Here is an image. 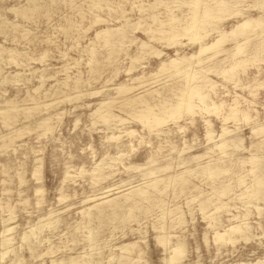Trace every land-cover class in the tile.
<instances>
[{"label":"rangeland","instance_id":"rangeland-1","mask_svg":"<svg viewBox=\"0 0 264 264\" xmlns=\"http://www.w3.org/2000/svg\"><path fill=\"white\" fill-rule=\"evenodd\" d=\"M37 1L40 5H44L43 8L32 13L30 18H26L10 10L12 6L20 8L27 5L25 0H0V23L4 20L10 21L9 25L4 26V30L0 29V46L23 53L20 54L22 56L17 57V62L8 61L7 52L3 53L4 59L0 60L2 75L7 79L4 83H0V109H7L4 101L11 99L15 100V105L19 107V112L16 111V114L20 113L15 117L16 122L14 120L10 122L11 124L8 122L10 124L8 128L3 124L4 120L1 119L0 114L1 253L4 251L1 246V231L7 224L14 227L10 232L12 237L10 251L8 250L4 255L1 264H12L17 258L22 264H51V260L55 258L64 259L66 264H72L71 256L91 252L89 245L92 243L94 245V241L90 243L87 237L91 234L100 240L98 242L102 245L103 256L99 258L102 264H118L116 259L108 262L106 255L109 253V248L134 240L139 242L144 252L140 264H165L163 258L167 254L158 244L155 238L157 232L152 227L160 223L169 226L171 224L170 229L177 237L174 242L179 240L185 243L187 259L185 258L184 264H251L264 260V193L254 195L256 186L253 184L255 175L264 179V0H241L242 2L239 3L238 0H228L230 4L224 7L212 2L209 6L213 8L214 15L204 18V24L198 30V35L192 30V35L190 32H186V35L183 33L169 40V43L163 37L160 39V36H156L155 39V35L162 28L171 27L168 25L170 24L168 17L173 12H177V9L178 14L173 13L177 15L176 17H182L186 10L189 12V6L184 2L172 4L171 6L175 8H172L173 10L170 6H166L165 2L149 9L150 14L156 13L163 18L164 21L162 18L161 20L164 25L161 26L159 22L153 24V18L147 14H145L148 17L145 23L140 18L144 15L137 11L140 2L147 6L155 0L124 1L125 9L120 13L101 10L95 14L86 11L83 18H79L75 6L78 7L80 4L79 6L86 8L88 5L86 3L90 0H84L85 2L57 0L49 5H46L48 0ZM168 10L173 12L170 13ZM68 16H70L69 20H78L81 28L67 35L59 25L64 24ZM98 16L102 17L103 22L102 20L94 22ZM138 16L140 17L137 18ZM115 18L117 20H114ZM248 18L250 20L253 18L252 21L259 18L263 20V29L258 32L255 30L251 32L250 28L245 29V36V33H241L242 35L238 33V36L231 34L239 23ZM125 19L129 20L130 24L133 22L141 25L136 28L137 31L133 28L131 31L129 26L122 25ZM140 19L143 22L139 21ZM175 21L173 19L171 23L177 24ZM14 23L19 26L14 28L10 25ZM148 24H151V27L147 31ZM100 28L121 29L117 32L112 31L108 37L121 45V49L119 48L121 51L117 52L119 55L115 53L116 62L106 58L111 47L104 44L102 38L96 40V32L101 31ZM22 30L29 31L27 39L22 36ZM255 32L256 34H253ZM223 33L227 37H224ZM171 34H174L173 31ZM220 34L224 37L222 46L199 55L201 63L195 64L197 67L194 66L203 73L209 71L203 74L205 77L193 81L194 92L191 93L192 97L189 96V101L193 103L194 113H188L177 120L169 119L161 126L163 128H157L161 129L159 131L144 125L140 119L131 115L133 109L142 105L123 104L126 96L139 93L143 95L144 91L151 87V90H156V87L162 89L163 84L177 79L172 74L170 76L161 73L154 79L156 83L153 79H149V82L144 81L148 80L151 74L158 72L163 60H182L186 56L192 57L193 54H197L201 45L204 47L211 45ZM175 40L179 45L174 42ZM96 42L97 57L101 58L102 64L98 68L102 69L93 72L89 68L90 54L87 47ZM143 42L147 46L142 48L140 46ZM240 44L243 45L241 54L237 47ZM151 48L154 51L160 50L161 57L155 53L152 55L154 51ZM243 52L245 53L242 54ZM131 57L141 59L132 61ZM245 59L247 62L244 61ZM197 60L194 59L193 63ZM129 67L133 69L131 72L128 70ZM202 67L206 68V71ZM89 72H92V76ZM134 78L136 83L133 81ZM76 79H79V89L75 88L78 85L73 84ZM88 82L91 84L87 85ZM120 84L138 87L122 94L118 89ZM156 97L157 101L153 100V102L160 103L161 96L158 99ZM102 102H107L115 116L114 119L111 118L110 123L102 122L97 118L98 115L93 113ZM36 104H39V108L34 109L33 106ZM235 104L236 106L239 104L237 107L241 106V109H238L236 116H232L229 106L233 108L236 107ZM110 105L115 107L112 108ZM26 108L28 110L24 111ZM93 117L97 119L94 120ZM44 118H49L51 130L47 126L38 124ZM223 129L230 133L225 132V135ZM130 130H134L135 134L131 136L128 133ZM221 133L224 134L221 136ZM12 134L15 137L11 145L9 144L8 149L2 148L4 140L7 141L10 136H14ZM221 141H228L233 145L230 146L228 143V147L220 149L217 145ZM120 154L123 156L120 157ZM252 157L257 158V163L254 162L253 165L250 161ZM101 160L102 163L98 166ZM213 164L229 170L225 174L223 172L224 175L221 173L220 177L202 174V168ZM251 167L255 170L254 173ZM36 168L39 170L38 173ZM184 170L193 171L189 177L187 176L188 183L183 189L184 192L181 190L173 192L171 185L164 188L163 181L158 183L156 188L150 185L156 179L165 180L167 176L180 175V172H185ZM18 174L23 180H20ZM225 185H227L226 193L220 196L219 192ZM138 188L150 191L152 200H163L166 209L165 218H161V210L154 204L149 205L148 210L144 211L137 208L140 203L135 204L132 196L126 199V195L137 192ZM92 197L95 198L93 202L87 201ZM208 200H213L210 206L206 203ZM202 203H206L204 211L201 208ZM92 204H98L102 210L100 217H97L95 211L91 219L83 214L82 210ZM215 204L222 207L217 211L214 208ZM6 205L9 208H4ZM132 207L134 214L130 216L129 208ZM51 212L53 214L51 226L47 224L43 226ZM114 213H117L118 218H113ZM179 216L182 222L178 221ZM209 220L215 222L216 226L209 225L208 223L212 222ZM237 224L243 227L248 224V232L252 235L248 240L237 236V241L234 243L225 241L215 243L213 238L215 230L224 232ZM40 225H42L40 233L35 234ZM24 234L29 236L27 241L22 239ZM35 235L38 236L37 241ZM46 237V240H41ZM104 239H110V245L108 244L110 247H103ZM48 246L53 247L54 254L42 256L41 259L32 258V251L37 255L43 253ZM114 252L118 254V249H114ZM124 262L127 263L128 260L125 259Z\"/></svg>","mask_w":264,"mask_h":264},{"label":"bare ground","instance_id":"bare-ground-1","mask_svg":"<svg viewBox=\"0 0 264 264\" xmlns=\"http://www.w3.org/2000/svg\"><path fill=\"white\" fill-rule=\"evenodd\" d=\"M26 2V4L27 5H23V6H21L20 8H17L18 6H16V7H14L13 8V6H12V8H10V10L12 11V10H14L15 11V13L16 14H19V15H22L23 17H26V18H30V15L32 14V13H34V12H36V11H38V10H40L41 8H43V6L44 5H40L39 3H37V2H39V1H37V0H25ZM85 1H87V0H85ZM84 0H83V2H85ZM89 1V0H88ZM124 1H129V0H117V2H115V0L114 1H111V0H90V2H88V3H86V4H88L87 5V7L86 8H84V6L82 7V6H79L78 5V7H77V5L75 6L76 7V10H77V12H78V14H79V18H83V14H85L86 13V11H88V12H94L95 14L96 13H98V11H103V10H108V11H113V12H118V13H120V12H122L125 8H123V3H124ZM149 1V0H148ZM180 1V3L181 2H184V3H186L188 6H189V12H187L188 10H186V12H184V14H183V16L181 17V16H179V17H176L173 13H175V12H171V11H169V10H171L172 8H174V6L172 7L171 5L173 4H176V3H178ZM239 1H241V0H238L237 1V3H239ZM242 1H244V0H242ZM241 1V2H242ZM53 2H57V0H48V2H46V5H49V4H52ZM69 2H71V1H69ZM137 2V1H136ZM166 3L167 5L166 6H170L171 7V9H169L168 11L170 12V13H172L168 18H170V24H168V25H171V27L170 28H168V27H166V29H161V30H159V33H157L156 35H155V37L156 36H160L159 38L161 39L162 37L163 38H165L166 39V41L168 40V42L167 43H169L170 41L169 40H173V39H175L176 38V36H180V35H182L183 33H185V35H186V32H190V34L192 33L191 31L192 30H194L195 31V33L198 35V30L203 26V24H204V18H208V17H212L214 14H213V8L212 7H210L211 5H210V3H212V2H214L215 3V5H217V6H219V7H224L226 4H228L229 3V1L228 0H155L153 3H151V4H149V5H144V3L143 2H140L141 4L138 6V8H137V11H139L141 14H143L144 16L143 17H140V16H138L137 18H141L142 20H144V22L146 23V21L145 20H147V16H145V14H147L148 16H150L151 18H153L152 19V23L153 24H155L156 22H157V24H158V22H159V24L161 25V26H163L164 25V20H163V18H162V20H161V18L158 16V15H156V13H152V14H150L149 13V9H152V8H155V7H157V6H155V5H157V4H162V3ZM63 3H65V2H63ZM73 3V2H72ZM127 3V2H126ZM125 3V4H126ZM129 3V2H128ZM127 3V4H128ZM135 3V2H134ZM143 3V4H142ZM236 3V2H235ZM234 3V4H235ZM237 3H236V5H237ZM42 4H43V2H42ZM65 4H69V3H65ZM75 4V3H74ZM73 4V5H74ZM84 4V3H83ZM86 4H84V5H86ZM116 4V5H115ZM230 4V3H229ZM136 5V4H135ZM177 5V4H176ZM210 5V6H209ZM66 6V5H65ZM69 6H71V5H69ZM68 6V7H69ZM130 6H132L131 4H130ZM165 6V7H166ZM184 6V5H183ZM182 6V7H183ZM135 7V6H134ZM169 7V8H170ZM178 7V6H177ZM235 7V6H234ZM238 7V6H237ZM67 8V7H66ZM136 8V7H135ZM134 8V9H135ZM168 8V7H167ZM179 8V7H178ZM187 8V7H186ZM68 9V8H67ZM73 9H75V8H73ZM175 9V8H174ZM181 9V8H180ZM179 9V10H180ZM70 10V9H69ZM72 10V9H71ZM131 10V9H130ZM173 10V9H172ZM74 11V10H73ZM135 10H133V12H134ZM163 11V10H162ZM167 11V12H168ZM185 11V10H184ZM237 11H239V10H237ZM69 12V11H68ZM67 12V13H68ZM177 12H178V9H177ZM176 12V13H177ZM181 12V11H180ZM67 13H66V15H67ZM186 13V14H185ZM76 14V13H75ZM178 14V13H177ZM182 14V13H181ZM72 16V15H71ZM115 16V15H114ZM113 16V17H114ZM117 16V15H116ZM127 16V15H126ZM166 16H168L167 14H166ZM70 16H68L67 17V19L69 18ZM111 17V16H110ZM128 17V16H127ZM130 17V16H129ZM74 18V17H73ZM117 18H119V16L117 17ZM131 19H132V17H130ZM146 18V19H145ZM71 19V18H70ZM112 19V18H111ZM124 19V18H123ZM141 19L139 20V21H141ZM173 19L174 20H176L175 21V23H177V24H175V25H173L172 23H171V21H173ZM253 19V18H252ZM252 19L250 20L249 18L248 19H244L245 21H243L241 24L239 23V25L237 26V27H235L236 29H234L233 31H232V33L231 34H233V35H237L238 33H242V34H244L245 32H244V30L246 29H249L250 28V31L251 30H255L256 32H258V31H261L262 29H263V20L261 21V20H253L252 21ZM66 20V19H65ZM101 20H102V17H96V19H95V23H97L98 21H100L101 22ZM105 21L107 20V19H104ZM114 20H117L116 18L114 19ZM128 21L129 20H127V19H125V21L124 22H126V23H122V25L124 24L125 26H129L130 27V30L131 31H133L134 29H136V28H139L140 26L139 25H141V24H133V22H132V24H130V23H128ZM136 21V20H135ZM10 22V21H9ZM9 22H8V20H4V21H2L1 23H0V29L1 28H3V30H4V26H7V25H9ZM102 22H103V20H102ZM138 22V21H137ZM141 22H143V21H141ZM150 22V21H149ZM11 23H13V22H11ZM140 23V22H139ZM144 23V24H145ZM144 24H142V25H144ZM152 24V25H153ZM165 24H166V21H165ZM166 24V25H167ZM10 25H12V27H14V28H16V27H18L19 25L18 24H10ZM122 25H120V26H122ZM147 25V24H146ZM146 25H145V27H146ZM150 25V26H149ZM60 27H61V29L64 31V33L65 34H67V33H70L71 31H76V30H80V28H81V26H80V24L78 23V20H74V19H72V20H67L64 24H62V25H59ZM58 26V27H59ZM117 26V25H116ZM119 26V25H118ZM117 26V27H118ZM139 26V27H138ZM149 26V27H148ZM148 26H147V31H148V28H150L151 27V24H148ZM158 26V25H157ZM161 26H159V27H161ZM54 27V26H53ZM80 27V28H79ZM128 27V28H129ZM141 27H143V26H141ZM153 27V26H152ZM155 27V26H154ZM7 28V27H6ZM9 28V27H8ZM79 28V29H78ZM89 28V27H88ZM127 28V27H126ZM132 28H133V30H132ZM251 28H253V29H251ZM61 29H59V30H61ZM83 29V28H82ZM101 29V28H100ZM124 29V28H123ZM122 29V30H123ZM144 29V28H143ZM142 29V30H143ZM159 29V28H158ZM2 30V29H1ZM118 30H121L120 28L119 29H112V30H109L108 28L106 29V30H102L101 29V31H98V32H96V40H98V39H101L102 38V40H103V42H104V44H108L110 47H111V49H110V51H109V53H108V57H106V58H108V60H114L117 56H115V53H116V55L118 54L119 55V53H117L118 52V50L119 51H121L120 49H121V45L120 44H117L113 39H110V38H108L110 35H111V32L112 31H118ZM145 30V29H144ZM232 30V29H231ZM231 30H230V32H231ZM135 31H137V29L135 30ZM147 31H145V32H147ZM151 31H152V29H151ZM150 31V32H151ZM155 31V30H154ZM171 31H173V33L174 34H171ZM78 32V31H77ZM144 32V31H143ZM156 32H158V31H156ZM247 32V31H246ZM252 32V31H251ZM256 32L255 33H253V34H256ZM153 33V32H152ZM187 33V34H188ZM263 33V32H262ZM261 33V34H262ZM27 34H29V31H27V30H22V36H24V37H26L25 39H27ZM150 34V33H149ZM148 34V35H149ZM224 34V33H223ZM223 34H220V36H218V39L216 40V41H214L213 43H211V45H209L208 44V46H203V45H201L199 48V51L197 52V54H193L192 55V57H188L187 58V56L185 57V56H183V57H185V58H181L182 60H179V59H170L169 61H166V60H163L162 62H161V66H160V68H159V70H158V72L157 73H154V74H151L150 76V78H148V80H144L145 82L146 81H150V80H152L153 79V82H155L156 83V80H154L155 78H157L159 75H161V73L162 74H169L170 76H171V74L173 75V76H176L177 77V79L175 78H172V79H174V80H171V82L170 83H168V84H163V80L161 81L162 83L161 84H163V88L161 89H157L158 87H156V90H151L152 89V87H151V89H146L145 91H144V94L143 95H141V93H139L138 95H134V96H126V98L123 100V104H133V105H135V104H137V103H140L142 106H140V107H138V108H135V109H133V111H131V109H130V111L132 112V114L131 115H133V116H135V117H137L138 119H140L141 121H142V123L144 124V125H148V126H150V127H152V128H158V127H161L162 125H165V123L169 120V119H174V120H177L178 118H181V117H184L186 114H188V113H194V110H193V103L192 102H190L189 101V96L191 95V93L192 92H194V87L192 86L193 85V81L194 80H196V79H199V78H201V77H203L204 75V73H206L207 71L205 70L206 68H203L206 72H204L203 73V71H201V70H198L197 68H195V67H197V65L195 66V64H198L199 65V63H201V60L199 59V55H201L202 53H205V52H207V51H209V50H213V49H215L216 47H218V46H220L221 45V43H222V41H223V39H224V37H227V35L225 36V34H224V37H223ZM239 34V35H240ZM241 34V35H242ZM248 34V33H247ZM260 34V33H259ZM20 35H21V33H20ZM68 35V34H67ZM147 35V36H148ZM153 35V34H152ZM153 35V36H154ZM192 35V34H191ZM195 35V34H194ZM193 35V36H194ZM230 35V34H229ZM232 35V36H233ZM246 35V33L244 34V36ZM258 35V34H257ZM95 36V35H94ZM93 36V37H94ZM184 36V35H183ZM238 36V35H237ZM236 36V37H237ZM249 36V35H248ZM23 37V38H24ZM230 37H231V35H230ZM229 37V38H230ZM240 37V36H239ZM243 37V36H242ZM247 37V36H246ZM75 38V37H74ZM149 38H150V35H149ZM153 38V37H152ZM158 38V39H159ZM196 38H198V37H195V39ZM234 38V37H233ZM29 39V38H28ZM92 40H94L93 38H91ZM155 39H157V37L155 38ZM165 39L163 40V41H165ZM190 39H192V38H190ZM242 39V38H241ZM91 40V41H92ZM151 40V39H150ZM178 40V39H177ZM199 40V39H198ZM227 40H229V39H227ZM250 40V39H249ZM28 41V40H27ZM156 41V40H155ZM162 41V42H163ZM248 41V40H247ZM92 42H94V41H92ZM150 42V41H149ZM152 42H153V40H152ZM151 42V43H152ZM159 42V41H158ZM161 42V41H160ZM173 42V41H172ZM174 42H176V40L174 41ZM173 42V44H175ZM164 43V42H163ZM167 43H165V44H167ZM199 43V42H198ZM92 44V43H91ZM97 42L96 43H94V44H92V45H90V44H88V45H90V47H87V50L89 51H87L89 54H90V59H89V64H90V67H89V65H88V67L89 68H91V70L93 71V72H98L99 71V69H102V68H98V66L100 65H102L101 64V62H100V59H99V57H97V52H96V47H97ZM164 44V45H165ZM176 44H178L177 42H176ZM175 44V45H176ZM239 44V43H238ZM163 45V44H162ZM168 45V44H167ZM170 45V44H169ZM168 45V46H169ZM172 45V44H171ZM174 45V46H175ZM179 45V44H178ZM246 45V44H245ZM245 45H244V47H245ZM87 46V45H86ZM145 46H147V44L146 43H144L143 42V44H141V46L140 47H145ZM149 46V45H148ZM151 46V45H150ZM222 46V45H221ZM242 46L243 45H239V46H237L238 47V49H239V54H241V52L240 51H242ZM4 46H0V60H3L4 58H3V53H5V52H7V54H8V61H16L17 62V57L20 55V54H22L23 55V53H21L20 51H18V50H14V49H8V47L7 48H3ZM85 48V47H84ZM120 48V49H119ZM148 48V47H147ZM246 48V47H245ZM244 48V50L243 51H245L246 49ZM141 49V48H140ZM146 49V48H145ZM152 49V48H151ZM221 49V48H220ZM219 49V50H220ZM237 49V48H236ZM86 50V49H85ZM84 50V51H85ZM138 50H139V48L137 49V52H138ZM149 50H150V48H149ZM153 50V49H152ZM156 50V49H155ZM148 51V50H147ZM154 51V50H153ZM224 51V50H223ZM238 51V50H237ZM236 51V52H237ZM144 52H146L145 50H144ZM163 52V51H162ZM221 52V51H220ZM45 53V52H44ZM140 53V52H139ZM149 53L151 54V52L149 51ZM153 53H155L157 56H160L162 53H161V51L160 50H156V51H154V52H152V55H153ZM209 53H211V52H209ZM245 52H243L242 54H244ZM137 54V53H136ZM141 54H143L142 52H141ZM148 54V53H147ZM147 54H145V55H147ZM149 54V55H150ZM212 54V53H211ZM214 54V53H213ZM217 54V53H216ZM237 54H238V52H237ZM22 55H20V56H22ZM44 55V54H43ZM140 55V54H139ZM155 55V56H156ZM215 55V54H214ZM46 56V55H45ZM135 56V55H134ZM133 56V57H134ZM142 56V55H141ZM151 56V55H150ZM216 56V55H215ZM5 57V56H4ZM40 57H42V56H40ZM44 57V56H43ZM133 57H131V59L133 58ZM161 57V56H160ZM213 57V56H212ZM217 57V56H216ZM247 57V56H246ZM245 57V58H246ZM20 58V57H19ZM45 58V57H44ZM138 58H140V57H135L134 59H132V61L133 60H137ZM144 58V57H143ZM171 58V57H170ZM172 58H176V57H172ZM249 58V57H248ZM254 58V57H253ZM253 58H251V59H253ZM29 59V58H28ZM31 59V58H30ZM29 59V60H30ZM105 59V58H104ZM141 59V58H140ZM194 59H198L197 60V62L196 63H193V60ZM210 59V58H209ZM209 59H208V61H209ZM244 59V58H243ZM42 61H43V59H42ZM131 61V62H132ZM137 61H139V59L137 60ZM235 61V60H234ZM244 61H246V59L244 60ZM114 62H116L115 60H114ZM113 62V63H114ZM136 62V61H135ZM204 62V61H203ZM202 62V63H203ZM247 62V61H246ZM249 62V61H248ZM77 63V62H76ZM87 63V64H88ZM133 63V62H132ZM20 64H22V62L20 63ZM19 64V65H20ZM8 65V64H7ZM160 65V64H159ZM16 66V65H15ZM195 66V67H194ZM201 66V65H200ZM232 66V65H231ZM236 66V65H235ZM65 67H68L67 65H65ZM116 67V66H115ZM233 67V66H232ZM118 68V67H117ZM199 69H201L200 67H198ZM231 68V67H230ZM208 69V68H207ZM118 70V69H117ZM130 72H131V70H133V69H131L130 67H129V69H128ZM224 70V69H223ZM89 71V70H88ZM100 71H102V70H100ZM114 71V70H113ZM113 71H112V73H113ZM157 71V70H156ZM226 71H228V70H226ZM118 72V71H117ZM209 72V71H208ZM90 73V72H89ZM92 73V72H91ZM91 73H90V76H92L91 75ZM160 73V74H159ZM99 73H97V75H98ZM102 74V73H101ZM114 74V73H113ZM118 74V73H117ZM207 74V73H206ZM228 74V73H227ZM40 75V74H39ZM96 75V74H95ZM168 75V76H169ZM0 83L2 84V83H4L7 79H5V77L6 76H4V75H2V72H1V69H0ZM78 76V75H77ZM143 76H145L144 74H143ZM42 77H43V75H42ZM41 77V78H42ZM74 77H76V75L74 76ZM88 77V76H87ZM97 78H98V76H96ZM100 77H101V75H100ZM141 77V76H140ZM140 77H137V78H140ZM147 77V76H146ZM205 77V76H204ZM40 78V79H41ZM67 78H69V77H67ZM113 78V77H112ZM12 79V78H11ZM73 79V78H72ZM75 79V78H74ZM88 79V78H87ZM90 79V78H89ZM144 79V78H143ZM146 79V78H145ZM150 79V80H149ZM80 80H82V78L80 77ZM85 80V79H84ZM84 80H83V82H84ZM91 80V79H90ZM95 80V79H94ZM137 80V79H136ZM140 80H142V79H140ZM167 80V79H166ZM166 80H164V82L166 83ZM66 81V80H65ZM74 81V80H73ZM92 81V80H91ZM90 81V82H91ZM133 81H135V78H134V80ZM143 81V82H144ZM158 82H160V80H157ZM170 80H168V82H169ZM64 82V81H63ZM67 82V81H66ZM143 82H141V83H143ZM81 83V82H80ZM135 83H136V81H135ZM138 83H140V81L138 82ZM154 83V84H155ZM74 85H78L79 84V79H76L75 81H74V83H73ZM89 84H91V83H87V85H89ZM159 84V83H158ZM160 84V86L162 87V85ZM40 85V84H39ZM65 85H67V84H65ZM80 85H82V84H80ZM144 85V84H143ZM43 85H41V87H42ZM14 87V86H13ZM39 87V86H38ZM75 87V86H74ZM135 87H138V86H128L127 84H120V87H118V89H119V92L120 93H122V94H124V93H127V92H129V91H131L132 89H134ZM37 88V87H36ZM40 88V87H39ZM75 88H80V86L78 85V87H75ZM38 89V88H37ZM36 89V90H37ZM196 89V88H195ZM47 90V89H46ZM45 90V91H46ZM38 91V90H37ZM49 91V90H48ZM143 91V90H142ZM197 91V90H196ZM89 92V91H88ZM95 92V91H94ZM44 93V92H43ZM48 92H46V94H47ZM56 93V92H55ZM54 92H53V94H55ZM91 93H92V91H91ZM118 93V92H117ZM143 93V92H142ZM52 94V93H51ZM82 94H84L83 92H82ZM89 94H90V92H89ZM137 94V93H136ZM199 94V93H198ZM78 95V94H77ZM76 95V97H78V96H80V95H78L77 96ZM84 95H88V94H84ZM91 95V94H90ZM119 95V94H118ZM121 96V95H120ZM157 96V97H156ZM160 96H161V98H162V100H160L159 102L160 103H154L153 102V100H155V97L158 99V97L160 98ZM68 97V96H67ZM110 97V96H109ZM119 97V96H118ZM191 97H192V95H191ZM209 97V96H208ZM79 98H81V97H79ZM121 98V97H120ZM203 98V97H202ZM69 99V98H68ZM111 99H114V97H111ZM117 99V98H116ZM65 100V99H64ZM108 101L107 99H104V101ZM120 100H122V99H120ZM15 101V100H14ZM14 101L13 100H5L4 101V103L6 104V106H7V109H0V114H1V119H3L4 120V123L3 124H5L6 126H7V128H8V126L11 124L10 122L11 121H15L16 122V120H15V117H16V115H18V114H20V113H18V114H16V111H18V108L19 107H17L16 105H15V103H14ZM113 101V100H112ZM116 101V100H115ZM114 101V102H115ZM155 101H157V100H155ZM175 101V102H174ZM221 101V100H220ZM110 102V101H109ZM117 102V101H116ZM122 102V101H121ZM234 102H236V101H234ZM107 102H105V103H100V106L99 107H97L96 108V112L94 111L93 113L95 114H97L98 115V117L97 118H99L100 120H102V122H109L110 120H111V118L112 119H114L113 117H115L114 115H113V113H112V109L111 108H109V106L106 104ZM1 104H2V102H1ZM51 104H53V103H51ZM121 104V103H120ZM223 104H225V103H223ZM39 104H36L35 106H33L34 107V109L35 108H39V106H38ZM49 105V104H48ZM132 105V106H133ZM209 105V104H208ZM212 105V104H211ZM215 105V104H214ZM226 105V104H225ZM239 105V104H238ZM237 105V106H238ZM110 106H112V105H110ZM117 106V105H116ZM121 106V105H120ZM123 106V105H122ZM121 106V107H122ZM126 106V105H125ZM131 106V105H130ZM129 106V107H130ZM213 106V105H212ZM217 106H219V105H217ZM220 106H222V105H220ZM233 106V105H232ZM235 106H236V104H235ZM236 106V107H237ZM33 107H30V109L31 108H33ZM115 107V106H114ZM113 106H112V108H114ZM128 107V108H129ZM135 107V106H134ZM206 107H207V105H206ZM236 107H230L229 106V108H231V115L232 116H236L237 115V113H238V109H241L240 107L238 108H236ZM28 109H29V107H27ZM24 109V111L25 110H28V109ZM118 108V107H117ZM202 108V107H201ZM219 108H221V107H219ZM249 108V107H248ZM33 110V109H32ZM31 110V111H32ZM219 110V109H218ZM222 110V109H221ZM243 110V109H242ZM130 111H129V113H130ZM229 111H230V109H229ZM19 112V111H18ZM20 112H21V110H20ZM246 112V111H245ZM249 112V111H248ZM23 113V112H22ZM27 113V112H26ZM26 113H24V114H26ZM241 113V112H240ZM248 114V113H247ZM239 115V114H238ZM92 116H94V115H92ZM47 117H49V116H47ZM51 117V116H50ZM248 117V116H247ZM95 118L96 117H93V119L95 120ZM96 118V119H97ZM245 118V120H246V116L244 117ZM250 118V117H249ZM17 119V118H16ZM49 118H44L40 123H38V124H40V126L42 125V126H47L48 127V129H50V128H52V127H50V124H49ZM249 120V119H248ZM50 121H51V119H50ZM98 121V120H97ZM112 121V120H111ZM10 124H9V123ZM14 122V123H15ZM171 122V121H170ZM174 122V121H173ZM247 122V121H246ZM13 123V122H12ZM110 123V122H109ZM176 123H177V121H176ZM237 123V122H236ZM108 124V123H107ZM14 125V124H13ZM167 125V124H166ZM5 127V126H4ZM10 127V126H9ZM263 127V126H262ZM12 128V127H11ZM46 128V127H45ZM161 128H163V127H161ZM264 128V127H263ZM10 129V128H9ZM254 129V128H253ZM19 130V129H18ZM17 130V131H18ZM51 130V129H50ZM159 130H161V129H157V131H159ZM16 131V130H15ZM16 131V132H17ZM20 131V130H19ZM18 131V132H19ZM259 131V130H258ZM264 131V130H263ZM263 131H262V133H263ZM21 132H22V134H23V131L21 130ZM223 132L225 133L226 131H225V129H223ZM229 132V131H228ZM228 132H226V133H228ZM257 132V131H256ZM260 132H261V129H260ZM259 132V134H261ZM131 136L133 135V134H135V132H134V130H130L129 132H128ZM211 133H213V132H211ZM224 133H221V136L224 134ZM226 133H225V135H226ZM230 133V132H229ZM228 133V134H229ZM258 133V132H257ZM19 134V133H18ZM128 134V135H129ZM209 135H210V132L208 133ZM214 134V133H213ZM12 135H14V134H12ZM225 135H224V137H225ZM257 135V134H256ZM20 136V135H19ZM221 136L219 137V138H221ZM7 137H9V136H7ZM12 137V138H11ZM15 137V135L14 136H10L9 137V139L7 140V141H5L4 140V142H3V144H2V148H7L8 146H10L11 145V143L13 142V138ZM210 137H211V135H210ZM213 137H214V135H213ZM4 138V137H3ZM37 138V137H36ZM114 138V137H113ZM118 138V137H117ZM209 138V137H208ZM207 138V139H208ZM218 138V137H217ZM223 138V137H222ZM5 139V138H4ZM0 140H2L1 138H0ZM150 143V142H149ZM229 142L228 141H221L217 146H218V148H220V149H224V147H226L227 146V144H228ZM10 144V145H9ZM232 145H233V143H231ZM236 144H237V142H236ZM14 145V144H13ZM12 145V146H13ZM150 145V144H149ZM228 145H230V143L228 144ZM232 145H230V146H232ZM239 145V144H238ZM237 145V146H238ZM1 147V146H0ZM228 147V146H227ZM233 147H235V146H233ZM1 148V149H2ZM8 149V148H7ZM219 149V150H220ZM228 149V148H227ZM238 149H239V147H238ZM3 150H5V149H3ZM38 151V150H37ZM36 150H35V152H37ZM184 151V150H183ZM225 151V150H224ZM4 152V151H3ZM219 152V151H218ZM221 153H223V152H221ZM225 153H227V152H225ZM229 153V152H228ZM231 154V153H230ZM229 154V155H230ZM125 155V154H124ZM224 155H227V154H224ZM223 155V156H224ZM122 156H123V154H122ZM121 156V154H120V157H122ZM203 156V155H202ZM230 156H232V155H230ZM113 158V157H112ZM199 158V157H198ZM118 159V158H117ZM250 161H251V164L253 165V163L255 162V163H257V158H255V157H252L251 159H250ZM250 161H249V163H250ZM102 163V160L99 162V164H98V166L100 165ZM210 163V162H209ZM254 163V164H255ZM209 165V164H208ZM253 167V166H252ZM251 167V168H252ZM256 167H257V165H256ZM38 168V167H37ZM36 168V172L37 171H39L38 169ZM255 168V167H254ZM191 169V168H190ZM228 170H229V168H222V167H220L219 165H211V166H207V167H204V168H202V174L204 173V174H206V175H210V176H218V177H220L219 175L222 173L223 174V172H224V174H225V172L227 171L228 172ZM163 171H164V169H163ZM185 171V170H184ZM251 171L254 173L255 172V170H253V168L251 169ZM250 171V172H251ZM35 172V173H36ZM191 172H193V171H185V172H180V175L178 174H175V175H170V176H167V178L164 180L163 178H160V179H156V180H154V182H152L150 185L152 186V187H154V188H156L157 187V185H158V183H160V182H164V188H167L169 185H171L172 186V188H173V192H175L176 190H177V192H178V190H181V191H185V190H183L185 187H186V184L188 183V178H187V176L189 177L190 176V174H191ZM35 173H34V175H35ZM38 173V172H37ZM223 174V175H224ZM19 176H20V180H23L22 178H21V175L20 174H18ZM38 175V174H37ZM186 175V176H185ZM216 178V177H215ZM212 179H213V177H212ZM240 181V180H239ZM22 182V181H21ZM240 182H242V181H240ZM253 184L256 186V189H257V191H256V189H255V192L256 193H254V195L256 194H263L264 193V179H262V178H260L259 176H257V175H255L254 176V179H253ZM254 185H253V187H254ZM252 187V186H251ZM250 188V187H249ZM255 188V187H254ZM222 190L219 192V195L221 196H223V195H225V193H226V190H227V185H225L224 187H222L221 188ZM158 190V189H157ZM252 190V189H251ZM39 191V190H38ZM38 191H36V193L38 192ZM180 191V192H181ZM40 192H42V191H40ZM109 192V191H108ZM158 192H160L159 190H158ZM247 192V191H246ZM39 193V192H38ZM160 193H162V191L160 192ZM176 193V192H175ZM235 193V192H234ZM181 194V193H180ZM126 195V194H125ZM124 195V196H125ZM151 193H150V191H148L147 189H143V188H138V190H137V192H131V195H126V199H128L129 197H131L133 200H134V202H135V204L136 203H140V205H138L137 206V208L138 209H141V210H144V211H146V210H148V208H149V205L151 206V205H153L154 204V206L156 207H158V209L159 210H161V218H165V216L166 215H164L165 213H166V209L164 208V206H163V200L162 199H156V200H152L151 199ZM248 197H249V195H248ZM251 197V196H250ZM253 197V196H252ZM88 198V197H87ZM86 198V199H87ZM217 198H219V197H217ZM95 198L94 197H92V198H90L89 200H87V201H89V202H93V200H94ZM41 200V199H40ZM218 200V199H217ZM220 201V200H219ZM39 203V202H38ZM87 203V202H86ZM85 203V204H86ZM207 203V205H209L210 206V204H212L213 203V200L211 201H207L206 202ZM206 203H202L201 205H202V210L204 211V208L206 209ZM220 203H221V201H220ZM222 204V203H221ZM212 206H214V205H212ZM236 206V205H235ZM5 207H8L9 208V206H4V208ZM208 207V206H207ZM220 207H222V206H219V205H217V204H215V206H214V208L218 211L219 209H220ZM1 208H3V206L1 205ZM200 208V209H201ZM214 209V210H215ZM158 210V211H159ZM82 211H84V215H86L87 217H89L90 219L93 217V215H94V211H95V214L97 213V217H100L101 216V213H102V210H100V208H99V206H98V204H92V205H89L88 207H85V209H83ZM129 211H130V216H132L133 214H134V208L132 207V208H129ZM168 213V212H167ZM169 213H171V211L169 212ZM168 213V214H169ZM53 214H52V212L51 213H49L48 214V219L46 218V220L45 221H47L45 224H42L43 226L44 225H48V226H51V224H52V218H51V216H52ZM212 216H213V214H212ZM42 218V217H41ZM40 218V219H41ZM113 218H118V216H117V213H114V217ZM10 219V218H9ZM39 219V221H41ZM214 219V218H213ZM179 222H182V218L179 216V220H178ZM209 221H212V220H209ZM43 222V221H42ZM209 225H211V226H213V227H215L216 226V224H215V222H209L208 223ZM42 225H40L39 227H38V232L37 233H35V234H39L40 233V231L39 230H41V228H42ZM46 225V226H47ZM248 225V224H247ZM245 226V227H243L242 225H239V224H237V225H232L231 227H229L227 230H224V232H221V231H219L218 229L217 230H215V232H213V234H214V241H215V243L216 242H230V243H234L235 241H237V236H239V237H241V238H244L245 240H248L249 239V236H252V235H250V233L248 232V226ZM87 226V225H86ZM171 224H170V226L168 225V224H158V225H153L152 227H153V229L157 232V235H156V240H157V242H158V244H160L163 248H164V251L166 252V254L167 255H165V257L163 258V261H164V263L165 264H184V260H185V258H186V254H187V249H186V247H185V243H182L181 241H179V240H176V242H174V239L175 238H177L173 233H172V231H171ZM13 228L14 227H12V226H10V225H6L5 227H3V230L1 231V237H2V242H1V246H3L2 247V249L4 250V251H2V253L0 254V264H1V260L3 261V258H4V255L7 253V251L9 250V248H10V246H11V244H12V237H10V235H11V231L13 230ZM115 228H117V227H115ZM152 229V230H153ZM211 230V229H210ZM131 231H134V229H131ZM223 231V230H222ZM111 234H112V232H111ZM110 234V235H111ZM88 238H89V241H90V243H92L93 241H94V245H93V243L92 244H88L89 245V247L91 248V252L90 253H85V254H81V255H78V256H71L70 257V262L72 263V264H102L100 261L101 260H99V258L100 257H102L103 255V251H102V245L98 242V241H100V240H98L97 238H95L94 237V235L93 234H91L90 236H87ZM112 237V236H111ZM111 237H109V238H111ZM116 238V237H115ZM240 238V239H241ZM22 239H24V240H28L29 239V236L27 235V234H24L23 235V238ZM37 239H38V236L37 235H35V240L37 241ZM47 239V237L46 238H43V239H41V240H46ZM239 239V238H238ZM111 240H113V237H112V239ZM38 241H40V239L38 240ZM111 241H110V239L109 240H105L104 239V241H103V247H106V246H108V244L110 243ZM224 244V243H223ZM110 245V244H109ZM115 246V245H114ZM110 247V246H108V247H110L109 248V253L106 255V258H107V260H108V262H110V261H113L114 259H116L117 260V262H118V264H140V262L142 261V259H143V257H142V255L144 254V252L141 250V248H140V245H139V242L138 241H131V242H124V243H122V244H120V245H117V246H115V247ZM83 249V248H82ZM94 249H97L98 251L97 252H94L93 250ZM114 249H118V254L116 253V252H114ZM10 251V250H9ZM32 251V250H31ZM54 254V249H53V247H51V246H48L47 248H46V250L43 252V253H40V254H35V252L34 251H32V254H31V256H32V258L34 257V258H38L39 257V259H41L40 257H42V256H47V255H50V254ZM53 256V255H52ZM95 256H97V257H95ZM54 258V257H53ZM125 259H127L128 260V262L127 263H125L124 262V260ZM187 259V258H186ZM12 264H22V261L20 260V259H16L15 261H13L12 262ZM51 264H66V262L64 261V259H61V260H57L56 258L55 259H52L51 260ZM198 264V263H197ZM231 264V263H230ZM251 264H264V260H258V261H256V262H254V263H251Z\"/></svg>","mask_w":264,"mask_h":264}]
</instances>
